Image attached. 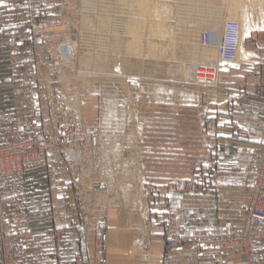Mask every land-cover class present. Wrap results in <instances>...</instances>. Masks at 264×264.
Here are the masks:
<instances>
[{
	"label": "crops",
	"instance_id": "obj_1",
	"mask_svg": "<svg viewBox=\"0 0 264 264\" xmlns=\"http://www.w3.org/2000/svg\"><path fill=\"white\" fill-rule=\"evenodd\" d=\"M24 2L4 0L0 5V144L28 137L40 127L34 112L38 88L25 79L26 72L38 64L28 45ZM243 48L246 58L239 70H232L216 87H151L142 93L139 118L146 136L142 143L152 147L142 157L150 155L156 166H168L169 174L142 173L146 178L141 189L156 190L144 193L145 235L136 210L122 215L121 209H108L102 220V264L244 261L235 248L199 242L206 234L244 230L250 190L263 159L264 28L250 32ZM165 90L184 95L181 99L190 101V113H174L170 107L177 106L166 102L169 97L153 98H160ZM44 114L41 123L50 130ZM52 160L54 183L42 164L0 179V228L9 235L14 264H88L96 255L95 227L81 221L75 190L57 149ZM251 229L264 232V226ZM253 251L256 264H264V238L254 241Z\"/></svg>",
	"mask_w": 264,
	"mask_h": 264
},
{
	"label": "rangeland",
	"instance_id": "obj_2",
	"mask_svg": "<svg viewBox=\"0 0 264 264\" xmlns=\"http://www.w3.org/2000/svg\"><path fill=\"white\" fill-rule=\"evenodd\" d=\"M78 1L25 0L22 12L25 15L24 19L28 21L25 22L24 26L30 36V41L27 43L30 45L33 59H37L36 64H38L36 68L34 63V67L30 68L28 73L26 72L25 79L36 84L38 94L43 87L47 88L44 92H49L50 101L43 102L38 96V103L34 105V112L37 114L36 119L40 123V127L36 131L44 126L42 123L46 120L44 118V115L46 116L45 112L49 119V131L54 132L55 128L60 126L58 134L61 135L65 130L74 134L73 141L67 142L61 150L57 149V151L60 152L61 159L65 164L66 175L70 178V183L75 190L77 210L80 213L81 221L83 225L95 227L93 229L95 231V246H97L98 239L104 246L105 227L102 226V220L105 219L108 209L118 212L121 207L118 200L119 195L116 193L117 190H109L107 181L105 182L104 179L97 177L95 174L98 162L97 156L99 154L103 156V152L100 153L98 148L108 149L111 146H106L107 143H119L121 141L120 143H122L125 150L129 149L128 159H133L132 156L136 153V159L134 158L136 161L135 166L132 167L133 172H131L132 174L134 173L132 178L135 181L138 178L139 197L137 196L138 202L132 209L136 210L138 225L141 232L145 235L144 222L147 219V211L143 208L145 206L144 193L151 195L156 190L147 186L141 189V184L145 177L142 173L146 170H160L162 175L168 176L169 167H159V163L156 166L155 162L150 161V155L145 158L142 157L143 153H149L152 149L150 146L143 147L142 143L146 139V136L143 137V125L140 123L139 118L141 106L139 99H142V93L151 87L178 90H190L197 87L200 90H204L222 84L230 77L232 70L236 71L241 67L243 60L246 58L244 57L246 51L243 48L246 36L250 32H257L264 28V14L262 15V20L256 22L258 25L250 24L253 27L248 29V33L246 32V34L240 35L238 38L237 47L240 54L238 53L236 57L239 58L238 60L241 59V61H238L239 65L234 64V66L226 67L214 80L204 83L196 80V70L199 67L207 68L216 64L218 60L216 46L221 35L220 31H222L223 22L233 19L238 26H241L239 19H236L237 17L234 14L229 13L230 11L227 8L223 9L225 7L223 4L215 2L216 6L214 3V5L212 4L214 8L211 6L212 9H209L215 10L213 12L215 16L219 9L220 15L219 12L217 14L219 16L218 24H213L211 20L208 23V19L203 21L199 20V18L195 19L201 22L195 21V24L193 18L191 19L192 22L189 19V16L193 17L190 14L195 11V9L193 11V6L188 5L192 8L191 11L193 13H191L186 3L184 5L180 0H164L165 4H167H164V6H169L167 11L170 13L166 14L167 16L164 18L165 22L161 26L164 27L162 28L163 30L157 26V23H152V20L149 19L150 21H148L147 19L146 21L144 19L146 24L143 25L145 22L142 21V25L145 28L140 31L141 33L147 32L144 35L145 37L148 35L147 39L149 40L147 41L145 37H142L143 34L141 35L140 32H137V35L140 34L139 36L135 33L138 38L137 46L138 44L139 46L136 53H129L124 50L118 51L114 49L113 34L109 33V30L103 29V31L96 28L100 21L98 18L101 16L106 17L107 15L105 13L102 14L97 6L94 9H90L91 11L89 9L85 10L86 8L83 9L81 7V0ZM173 4H175L174 6L178 5L177 8L179 7L181 10L184 8L183 12L179 10L180 14L184 13V15L181 16L178 12H175L176 8ZM196 5L194 7L198 10L195 11L197 14L201 12L200 10H203L202 12L205 11L206 7L203 8L201 4H199V7L198 4ZM170 8L171 11H169ZM226 9L228 13L225 12ZM185 11L189 13V18L187 19L189 20L187 21L188 27L185 25L186 22L184 25L181 23V21H185L187 16V14L185 16ZM195 14L194 16L197 15ZM95 16L96 18H94ZM182 17L184 19H181ZM181 24L184 26L183 28H188V30L185 31V29L183 31ZM154 28L162 30H156V35L151 34L152 38L155 36L153 40H157L159 44H156L157 42L153 43L152 38H150V33L155 30ZM160 32L162 33L160 34ZM210 32H212V36L208 34ZM125 36V41H132L129 35ZM203 36H206L205 41L202 39ZM138 40L140 41L138 42ZM213 40L215 46H211L213 45ZM71 44L75 49L72 57L69 54ZM86 57H89V61L86 60ZM68 60H70V63H68ZM88 82L92 85V90L85 91L82 85ZM58 95L59 99H63L64 104L56 101ZM160 95H162L160 98L156 95H153V98L164 101V99L166 100L169 97L166 102L169 105L172 103L174 104L173 106H177L176 108L170 107L174 113H176V110L181 111V113H190V101L184 102L185 100L181 99V97H185L184 95L175 92L171 93L168 90L160 92ZM174 98L177 102L174 101ZM42 111H44L43 114ZM131 149H134L135 152L130 153ZM165 154L168 157L173 156V154L168 152H165ZM46 171L49 180L54 183L56 174L54 161L52 162L50 173L48 169ZM80 178H83L84 182L79 181ZM140 199L143 204L141 207L139 206ZM249 199L250 195L248 204ZM52 210L54 211L55 207ZM54 215L56 214L54 213ZM244 225L249 227L246 222V212ZM262 238L264 237L258 239ZM143 240L144 237L139 234L138 241L142 242Z\"/></svg>",
	"mask_w": 264,
	"mask_h": 264
},
{
	"label": "bare ground",
	"instance_id": "obj_3",
	"mask_svg": "<svg viewBox=\"0 0 264 264\" xmlns=\"http://www.w3.org/2000/svg\"><path fill=\"white\" fill-rule=\"evenodd\" d=\"M180 1L183 4L186 3L187 6L188 5L189 6H193V11H194V9H195V11L197 10L195 8L197 6L196 4H198V7H199V4H201L203 8L206 7L205 11L207 12V14H206L205 11H204L205 12L204 13V12H202L203 10H200L202 13L199 12L198 13L199 15H198L195 11L193 13V11H191L192 8H190L188 6L189 7V10L191 11V13H193V14H190V15H193V17L189 16L190 18L188 17V14L190 13V11L187 9V7H185V9H187L189 11V13L187 11H185V16H186V14H187V16H186V18L183 16L185 18V21H181V23L184 25V23L186 22L185 25L187 27H188V25H187L188 22L187 21H189V20H187L188 18L190 19L191 22H192L191 19L193 18V20H194L193 22L194 23L196 21L195 18H199V20L201 19L203 21H205L206 19H208V23L211 20V22H213V24L214 23L215 24H218L219 16H217V14L219 12V9H218V11L216 9V11H217L216 12L217 13L216 16L213 13V12H215V10H213V11L212 10H209V9L214 8L213 5H214L215 2L217 4L219 2V4L221 3V5L223 4L225 6V7H223L224 10H225V8H227L230 11L229 13L234 14L237 17L236 19H239L241 26L240 25L238 26L234 22L233 19L230 20V21H226L225 20V22H223L224 24L222 25L223 26L222 27V31H220L221 32V35L219 37V40H218L217 46H216V48H217V54H218V60H217L216 64H218V66H219V69L217 70V73H216V77H218L219 74H220V72H222V70L224 71V69L226 67L234 66V64L239 65L238 61H241V59L238 60L239 58L236 57V56H238V53L240 52L239 49H238V47H237V45H238V38L240 37V35L242 36V35L246 34V32L248 31V29L250 27H253V25L250 26V24H257L258 25V23H256V22H258V20H260V21L262 20V15L264 14V0H180ZM80 2H82L81 7L83 9L86 8L85 10H87V9H89V10L90 9H94L97 6L98 7V10L100 12H102V14L105 13V15H107L106 17H104V16L103 17L102 16L99 17V15H98V17H99L98 19H100V21H99L98 27H96V28H98L99 30H103V29H106V31L109 30V33L111 32L113 34V39L112 40H113V47H114V49L115 50H118V51H123L124 50V51L129 52V53H136L137 47L139 46V44L137 46V39H138L136 37L137 32H140L141 35L143 34L142 37H145V35H144L145 32L144 33L143 32L141 33V31H142L141 29H144L145 28V27H143V25L146 24V22L144 21V19L146 21H147V19H148V21L152 20L153 21V22L151 21L152 23H155V24L157 23V26H159L160 29H162L164 27H161V26H163V23L165 22V19L164 18H166V16H167L166 14H169L170 13V12L168 13V11H167V9H168L169 6H167V7L164 6V4H165L164 0H81ZM216 3H215V6H216ZM165 5H167V4H165ZM170 5H172V4H170ZM174 5L175 4H173V6ZM178 5H180V4H178ZM178 5L174 6L176 9H178V10L175 9V12H178V14H180V11L183 12L184 8L181 6V8H183L181 10L179 7L177 8ZM194 5H195V7H194ZM211 6H212V8H211ZM171 8H170L169 11H171ZM227 9L225 11L226 13H228ZM195 13L198 15V17H197V15ZM178 14H176L177 17H179ZM194 14L196 16H194ZM180 15L182 16V15H184V13L183 14L181 13ZM219 15H220V12H219ZM96 16L94 18H96ZM183 17L181 19H184ZM104 18H106V19L104 20ZM232 18H234V17H232ZM101 19H103L104 21L103 20L101 21ZM167 19H168V17H167ZM169 20H170V16H169ZM142 21H144L145 23L143 24ZM196 22L200 23L201 21H198L197 20ZM229 23H234L238 27V37H237V44H236V54L237 55L235 54L236 60H234L232 62H224L219 57V46H220L221 39L223 37L225 28H226L227 24H229ZM262 23H263V21H262ZM140 24H141V26H140ZM151 24H150V28H151ZM182 24H181V26H182ZM259 25H260V23H259ZM183 27L184 26H182V28ZM194 27H196V26H194ZM96 28H94L95 31H97ZM156 28H154L155 29L154 31L152 30L153 32L150 30L151 31L150 35L151 34L156 35V32L155 31L156 30L157 31L159 30V29H156ZM185 29L186 28H183V31ZM162 30H159V31H162ZM187 30H188V28L185 31H187ZM181 32H182V30H181ZM135 33H136V35H135ZM148 33H149V31H148ZM161 33L162 32H160V34ZM103 34H105V32H103ZM145 34H147V32ZM208 34H211V36H212V32H210ZM125 35H127V36L129 35V37L132 38V41H130V42L129 41L128 42L125 41V39H124L126 37ZM139 35H137V36H139ZM147 36L145 37V39L148 38ZM150 38H152V35H151ZM213 38H215V37L213 36ZM153 39H155V36L152 38V40ZM140 40H138V42ZM148 40L149 39H147V41ZM154 42H157V40L156 41L153 40V43ZM72 44L69 47V54L71 55V57H72L73 52L75 50L74 47H72ZM156 44H159V43L157 42ZM214 44H215V42L213 40V45H211V46H215ZM111 46H112V41H111ZM241 54H243V53L241 52ZM86 60L89 61V57H86ZM68 61H69L68 63H70V60H68ZM214 61H215V59H214ZM71 63H72V61H71ZM215 66L216 65H213L212 67H215ZM82 87H83V89L85 91L92 90V85L89 82L88 83H84L82 85ZM112 141H115V140H112ZM120 142L121 141H119V143H115V142L107 143V141H106V143H107L106 146H111V148H108V149H104L102 147L101 148H98L100 153L103 152V156L101 154H99L97 156L98 162H97V165H96V171H95L96 173L95 174L97 175V177H101L102 179H104L105 182L107 181L109 190H111V191L117 190L116 193H118V195H119V196L118 195L117 196H118V200L120 202L121 212L123 213L122 215H128L129 214L128 212L130 211V209H132V207H134V205L137 204V202H138L137 199L139 197V195H138V187H137L138 178L136 179V181H135L134 178H132V175H134V173L132 174V172H133L132 171L133 170L132 167L135 166L136 153L132 156L133 159H128L127 158V155H128L129 149L126 148L128 150H125V148L122 146V143H120ZM132 152L134 153L135 150L134 149H131V152L130 153H132ZM106 153H107V155H105ZM79 181L84 182V179L83 178L82 179L80 178ZM135 183H136V185H135ZM142 205L143 204H142L141 199H140V205L139 206L141 207ZM123 218H124V216H123ZM123 218L121 217V219H123ZM126 218L127 217L124 218V221H125Z\"/></svg>",
	"mask_w": 264,
	"mask_h": 264
},
{
	"label": "built area",
	"instance_id": "obj_4",
	"mask_svg": "<svg viewBox=\"0 0 264 264\" xmlns=\"http://www.w3.org/2000/svg\"><path fill=\"white\" fill-rule=\"evenodd\" d=\"M237 37V25L234 23L227 24L219 46V57L222 61L232 62L235 60ZM202 39L205 41L206 36H203ZM215 65V67H199L196 70V80L204 83L214 80L219 68L218 64ZM45 89L47 88L43 87L38 96L41 101L48 102L50 101L49 92H44ZM56 101L64 104L63 99H59V95ZM59 127L52 132L43 126L28 137L0 144V179L17 175L34 164H42L50 173L53 150H61L67 142L73 141L74 137L73 132L67 130L62 132L61 135L58 134ZM246 222L249 227L245 225V230L242 232L206 234L199 238V242L219 248H235L245 258L240 264H256L253 243L258 238L264 237V233L254 231L251 228L264 225V147L262 163L255 174L254 184L250 190L249 204L246 209ZM98 240L96 246L97 256L90 264H102L99 256L103 254L104 246L101 244L100 239ZM0 264H14L13 248L9 241V235L3 227L0 228Z\"/></svg>",
	"mask_w": 264,
	"mask_h": 264
},
{
	"label": "snow or ice",
	"instance_id": "obj_5",
	"mask_svg": "<svg viewBox=\"0 0 264 264\" xmlns=\"http://www.w3.org/2000/svg\"><path fill=\"white\" fill-rule=\"evenodd\" d=\"M4 3V0H0V5H2Z\"/></svg>",
	"mask_w": 264,
	"mask_h": 264
}]
</instances>
